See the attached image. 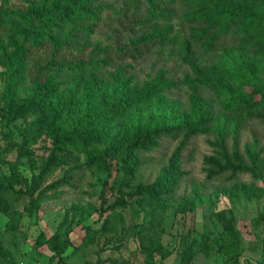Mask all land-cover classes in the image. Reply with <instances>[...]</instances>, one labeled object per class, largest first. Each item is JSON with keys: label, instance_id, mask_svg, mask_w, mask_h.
<instances>
[{"label": "rangeland", "instance_id": "1", "mask_svg": "<svg viewBox=\"0 0 264 264\" xmlns=\"http://www.w3.org/2000/svg\"><path fill=\"white\" fill-rule=\"evenodd\" d=\"M52 1L0 0V186L24 189L53 162L31 197L0 192V247L12 264H56L47 246H34L40 234L70 240L64 264H149L142 246L154 250L153 264H180L188 250V264H264V170L210 179L204 165L216 156L210 143L223 140L231 153L235 137L247 167L248 149L264 161V0H184L167 7L169 21L147 26L87 21L93 32L79 51L29 49L17 13ZM120 1L96 0L109 9ZM202 2L224 35L211 50L190 37L189 16ZM165 27L174 42L123 52ZM67 63L81 72L66 71ZM178 123L199 131L178 163L181 135L161 137L158 148L134 152L136 170L123 175L138 133ZM159 181L166 192L130 196ZM218 213L237 234V262L219 248L229 237ZM12 214L18 220L7 230Z\"/></svg>", "mask_w": 264, "mask_h": 264}, {"label": "trees", "instance_id": "2", "mask_svg": "<svg viewBox=\"0 0 264 264\" xmlns=\"http://www.w3.org/2000/svg\"><path fill=\"white\" fill-rule=\"evenodd\" d=\"M180 2L184 4V0H121L118 9H109L106 6L98 5L96 0H53L48 6L43 8L38 13H31L26 10L17 13L18 21L14 23L19 37H23V42L29 49L37 45H48L52 49L70 48L79 51L84 43V37L90 35L93 30L92 26L86 24L87 21H92L94 24L104 22L105 24H119L121 22L127 25H149L152 20L166 19L169 21L172 18V10L167 7ZM189 18L195 28L191 29V39L199 46L205 47L207 50L213 49L223 39L220 32L214 25L213 20L207 13V3L202 2L194 10L191 11ZM200 24L206 26L200 27ZM20 31V32H19ZM171 32L170 27H165L159 31L158 38L143 39L142 43H137L134 47L125 49L123 52L134 54L139 50H148L152 46V42H160L161 46L174 42L175 39H168ZM149 45V46H148ZM186 51L190 52L189 43H185ZM55 56L52 55V59ZM62 61L53 62V65L60 67ZM68 72H81L73 63H67L63 67ZM264 123V116H260ZM199 133L197 129L191 128L184 123L161 125L146 130L143 133H138L127 146L124 158L121 160L120 169L124 176L133 174L136 170L137 161L133 156L134 152L149 151L159 147L161 137L181 135V141L172 155L174 163L179 162V157L188 141ZM210 145L216 150L214 157L204 159V165L207 167V177L212 179L221 174L229 173L231 177L238 174L247 173L253 178H259L264 170V161L259 159L260 153L247 150L246 154L251 163L247 167L237 150V137L233 140L231 153H229L224 145L223 140H219ZM53 162L46 163L41 173L31 180L30 185L25 182L24 189L21 187L15 189L13 182L9 186L3 188L0 186V192L9 193L14 200L18 197L28 195L38 190L42 183V178L45 173L52 168ZM162 183V184H160ZM165 181H159L158 185L152 187H139L132 195V198L141 195L157 196L160 192H166L164 188ZM30 191V192H29ZM17 200V199H16ZM15 200V201H16ZM19 215H10V221L7 224V230H12L13 222ZM216 219L222 225L223 230L229 237L228 245L221 243L219 248L226 256L228 262H237L239 259L238 239L231 221L227 220L223 213L215 215ZM109 221L105 219L103 228L108 226ZM207 241V239H206ZM205 241V242H206ZM87 243H82L77 249H84ZM34 246H47L51 256L49 261L56 264H64L63 256L65 252L74 248L70 240L65 236L62 239L58 234H54L46 238L40 234L34 243ZM142 252L146 255V260L149 264H153L154 250L150 247L142 246ZM190 251H185V255L180 264H188L190 262ZM0 259L5 260L6 264H12V256L10 253L0 247Z\"/></svg>", "mask_w": 264, "mask_h": 264}]
</instances>
